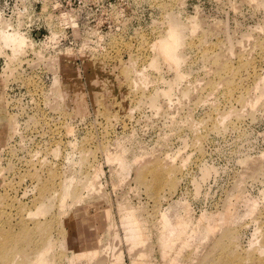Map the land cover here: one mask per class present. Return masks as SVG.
I'll use <instances>...</instances> for the list:
<instances>
[{
    "label": "rangeland",
    "instance_id": "rangeland-1",
    "mask_svg": "<svg viewBox=\"0 0 264 264\" xmlns=\"http://www.w3.org/2000/svg\"><path fill=\"white\" fill-rule=\"evenodd\" d=\"M32 1L66 51L0 30V264H264V0Z\"/></svg>",
    "mask_w": 264,
    "mask_h": 264
},
{
    "label": "built area",
    "instance_id": "built-area-1",
    "mask_svg": "<svg viewBox=\"0 0 264 264\" xmlns=\"http://www.w3.org/2000/svg\"><path fill=\"white\" fill-rule=\"evenodd\" d=\"M102 1L106 3L104 5L110 7L114 0ZM96 3L99 5L98 1ZM37 20L36 6L33 1L27 0V5H25L23 0H0V30L26 35L31 39L34 46L37 47L36 51L29 52L26 54V57L24 55L26 62L29 60L33 61L34 59L37 60V57L39 58L38 53H41V56L44 57L41 51L47 52L49 57L50 51L58 49L61 53L60 56H63L62 51H66V40L62 36H57L52 40L49 28L41 23L37 25ZM4 22H6V25L2 26ZM22 71H25V69ZM27 72L30 73V71ZM12 86L6 85L4 91H8Z\"/></svg>",
    "mask_w": 264,
    "mask_h": 264
},
{
    "label": "bare ground",
    "instance_id": "bare-ground-1",
    "mask_svg": "<svg viewBox=\"0 0 264 264\" xmlns=\"http://www.w3.org/2000/svg\"><path fill=\"white\" fill-rule=\"evenodd\" d=\"M3 31H5V32H8V33H10L9 31H6V30H3ZM8 33H4L3 35H1L2 36V40H3V42H4V45L5 44H7L8 46H15L16 45V47L17 46H20L21 44H22V39H20V38H18V37H14V35L13 34H8ZM16 33V32H15ZM232 254V253H231ZM229 256V255H228ZM227 258V257H226ZM205 260V259H204ZM207 260V259H206ZM227 260H228V258H227ZM224 262H225V260H224Z\"/></svg>",
    "mask_w": 264,
    "mask_h": 264
}]
</instances>
